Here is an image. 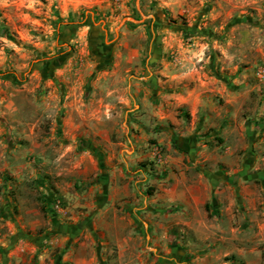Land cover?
Wrapping results in <instances>:
<instances>
[{
	"label": "rangeland",
	"instance_id": "1",
	"mask_svg": "<svg viewBox=\"0 0 264 264\" xmlns=\"http://www.w3.org/2000/svg\"><path fill=\"white\" fill-rule=\"evenodd\" d=\"M263 70L264 0H0V264H264Z\"/></svg>",
	"mask_w": 264,
	"mask_h": 264
},
{
	"label": "water",
	"instance_id": "2",
	"mask_svg": "<svg viewBox=\"0 0 264 264\" xmlns=\"http://www.w3.org/2000/svg\"><path fill=\"white\" fill-rule=\"evenodd\" d=\"M128 20H129V21H132V19H131V18H128ZM124 21H125V20H124ZM122 23H123V22H122ZM122 23H121L120 25H122Z\"/></svg>",
	"mask_w": 264,
	"mask_h": 264
},
{
	"label": "built area",
	"instance_id": "3",
	"mask_svg": "<svg viewBox=\"0 0 264 264\" xmlns=\"http://www.w3.org/2000/svg\"><path fill=\"white\" fill-rule=\"evenodd\" d=\"M262 77L264 78V70H263V72H262Z\"/></svg>",
	"mask_w": 264,
	"mask_h": 264
}]
</instances>
